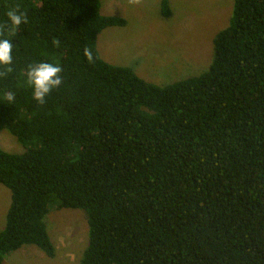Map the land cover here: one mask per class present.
Returning a JSON list of instances; mask_svg holds the SVG:
<instances>
[{"label":"trees","instance_id":"trees-1","mask_svg":"<svg viewBox=\"0 0 264 264\" xmlns=\"http://www.w3.org/2000/svg\"><path fill=\"white\" fill-rule=\"evenodd\" d=\"M15 8L28 23L5 31L0 130L22 151L0 147V264L27 244L55 255L51 205L85 212L80 264H264V0H233L208 67L164 85L99 55L97 35L126 23L100 0H0V24ZM40 62L63 69L43 104L26 83Z\"/></svg>","mask_w":264,"mask_h":264},{"label":"rangeland","instance_id":"rangeland-1","mask_svg":"<svg viewBox=\"0 0 264 264\" xmlns=\"http://www.w3.org/2000/svg\"><path fill=\"white\" fill-rule=\"evenodd\" d=\"M160 0H100L102 14L126 20L123 26H108L98 35L99 55L116 65L131 66L143 79L158 85L196 75L212 59V38L228 24L233 0H169L171 13L162 16ZM0 147L20 152L22 147L6 130H0ZM10 203V191L0 184V229ZM44 221L55 246L47 257L27 244L9 253L2 264H80L88 240L85 212L79 208L49 206Z\"/></svg>","mask_w":264,"mask_h":264},{"label":"clouds","instance_id":"clouds-1","mask_svg":"<svg viewBox=\"0 0 264 264\" xmlns=\"http://www.w3.org/2000/svg\"><path fill=\"white\" fill-rule=\"evenodd\" d=\"M142 0H128L129 5H140ZM9 24H0V78H6L12 71L14 65L13 42L5 35L6 29L14 33L22 24L28 23L27 14L18 8L11 9L7 13ZM53 44L58 46L59 41L54 39ZM83 54L88 62H94V54L91 48L85 47ZM62 66L59 63L40 62L27 66L26 83L33 89V98L39 103H45V97L53 89L63 83ZM4 99L10 104L15 100V94L8 92Z\"/></svg>","mask_w":264,"mask_h":264}]
</instances>
